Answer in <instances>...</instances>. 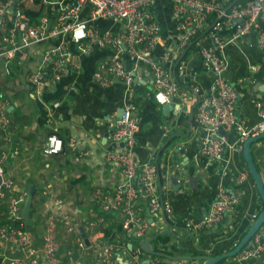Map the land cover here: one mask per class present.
I'll return each mask as SVG.
<instances>
[{
	"label": "crops",
	"instance_id": "obj_1",
	"mask_svg": "<svg viewBox=\"0 0 264 264\" xmlns=\"http://www.w3.org/2000/svg\"><path fill=\"white\" fill-rule=\"evenodd\" d=\"M43 6L45 13L52 12L49 5ZM25 7L29 8V4ZM154 11L161 24L162 36L149 54L155 61L165 60L173 77L177 66L178 84L186 95L194 86L205 92L211 86V76L204 69L196 46L182 50L177 48L179 31L170 0H157ZM86 15V8H83L82 17ZM120 27V24L107 18H100L94 21L92 28L99 31L111 29L116 34L120 32ZM261 27L264 28V20ZM57 42L58 38H52L26 46L12 60L0 62V103L5 117L4 122L0 121V151L18 150L14 157L7 160L5 171L12 178L15 189H24L27 193L29 186L33 188L32 210L28 217L30 223L23 218L32 249L29 264H62L43 261L44 237L50 216L57 219L53 232L56 256L63 258L65 250L71 248L74 251L71 264H103L101 244L107 242L115 245L107 264H146L149 258L157 259L159 264H200L193 258L195 255L213 256L233 248L263 208L242 147L239 149L235 144L236 132L218 129L220 134H226L222 160L198 157L203 131L193 119L194 102L173 98L164 103L168 105L164 110V104L157 103L153 97L147 65L126 51L122 58L125 69L132 75V93L128 98L124 97V83L120 79L107 86L100 85L93 79L92 72L102 59L112 54L113 49L92 42L87 52L69 45L74 51L72 59L78 67H70L62 75L60 73V79L54 84H47L41 92L40 104L32 94L27 75L38 65L42 53ZM223 54L227 60L224 76L237 90L236 114L246 123L254 124L260 116L252 100H264V48L259 46L256 34L250 33L238 42L226 43ZM126 99L136 110L134 153L137 161L155 159L158 149L166 142L157 159L165 214L163 216L161 209L157 214L150 213L144 200L139 201L147 222L144 239L166 229L175 235L165 233L168 235L167 242H162L159 237L152 239V250L155 243L167 253L151 255L141 249L140 261L133 259L131 251L135 247L132 249L131 241H126L121 234L115 233L112 240L105 238L104 227L123 220L117 211L112 210L111 215L115 219L105 217L93 197L96 189L112 190L121 180L119 168L106 161V153L113 143L110 137L113 121L121 113ZM53 102L58 104L50 108V122H47L42 104L50 106ZM164 128L167 130L164 131ZM50 129L58 131L67 144L58 154L47 155L43 151ZM70 141L71 148L68 147ZM251 154L264 182V138L251 145ZM225 161L228 163L227 170L222 174L220 168ZM239 172H245L246 176L242 183L237 184L235 175ZM218 185L229 190L241 189L244 194L220 221L202 226L199 223L214 200ZM10 193L7 192V197ZM5 209L6 202L0 200V222L5 219ZM100 215L103 222L90 230L84 229L87 220ZM64 216L74 231H69L60 220ZM122 227L126 229L124 225ZM260 231L263 233L264 229ZM128 234L131 240L136 241L131 229H128ZM77 237L83 239L82 247L76 245ZM9 250L15 255L14 248L9 246ZM263 262L264 249L249 261L240 258L237 253L216 264Z\"/></svg>",
	"mask_w": 264,
	"mask_h": 264
},
{
	"label": "built area",
	"instance_id": "obj_2",
	"mask_svg": "<svg viewBox=\"0 0 264 264\" xmlns=\"http://www.w3.org/2000/svg\"><path fill=\"white\" fill-rule=\"evenodd\" d=\"M157 0H39L43 5H49L52 12L39 16L37 23H29L21 8V4L32 7L35 0H0V62L12 60L15 54L26 46L52 38H58L55 46L45 50L38 65L28 72L27 79L32 87V94L41 104V92L47 84H54L61 75L70 69L78 67L73 61V44L81 52H87L89 43L97 46H111L109 57L102 59L92 77L100 85L107 86L114 80L124 83V97L133 91L132 75L125 69L122 55L126 51L131 56L142 60L148 67L153 97L159 104L180 99L182 102H194L193 119L202 129L203 136L197 156L207 160H222L226 134H220L219 128L226 132L235 131V144L240 149L243 141L252 135L264 132V100L254 98L260 120L248 124L236 114L237 90L224 76L226 58L223 47L228 42H238L250 33H255L258 44L264 48V0H170L171 11L179 31L177 48L182 50L194 41L201 63L211 76V86L202 92L194 86L189 94H185L176 78L170 71L165 60L155 61L149 54L158 38L162 36L161 24L154 11ZM83 8L87 15L82 17ZM107 18L120 24V32L114 34L111 29L99 31L92 28L94 21ZM201 34L197 37V34ZM195 38V39H194ZM181 70L182 66H178ZM61 73V75H60ZM244 80V78H243ZM44 111L47 122L51 107ZM0 121H5L0 103ZM167 128H164L166 131ZM136 110L126 99L122 104L121 113L114 119L110 137L116 146L106 153V161L117 166L121 173L120 182L112 190L98 188L94 199L100 211H117L126 229H131L133 236L141 243L145 238L147 222L142 215L140 200H144L150 213L157 214L162 208L160 201L161 188L158 184V165L153 158L137 161L134 148L136 145ZM122 142V146L118 143ZM67 146L63 137L55 129L46 134L44 153L58 154ZM72 142L68 147H72ZM18 153L16 148L0 151V200L6 202L5 219L0 222V264H29L32 258L29 234L25 230V222L20 212L26 198L24 189H15L13 180L6 174L5 164L9 158ZM227 161L220 168L226 173ZM246 173L235 175V182L242 183ZM7 192H11L7 197ZM241 189L229 190L218 185L215 198L199 224L209 226L220 221L233 209L243 196ZM6 198V199H5ZM166 205L164 203V209ZM55 218L47 219L46 235L44 237V263L58 261L71 264L74 251L65 250L66 260L56 256L57 245L54 240ZM69 231H74L67 217L60 219ZM87 220V219H86ZM102 215L91 221L87 220L84 227L92 229L103 222ZM263 233L259 230L250 239V245L239 252L242 259L250 260L264 249L261 240ZM76 245L82 247L83 239L77 237ZM9 246L15 249L12 255ZM115 245L111 242L101 244V262L107 264L112 257ZM141 248L136 246L131 255L135 261H140ZM34 262V259H33ZM146 264H159L157 259L149 258ZM142 263V262H140ZM139 263V264H140ZM264 264V262L262 263Z\"/></svg>",
	"mask_w": 264,
	"mask_h": 264
},
{
	"label": "water",
	"instance_id": "obj_3",
	"mask_svg": "<svg viewBox=\"0 0 264 264\" xmlns=\"http://www.w3.org/2000/svg\"><path fill=\"white\" fill-rule=\"evenodd\" d=\"M236 0H233L232 2H235ZM179 60L176 61V63L174 64L173 67L176 66V64L178 63ZM164 110L167 108L168 105L164 104ZM122 111V109L120 110V112ZM220 131L223 133V131L220 129ZM264 138V132L257 134V135H252L249 136L248 138H246L243 141L242 144V154L243 157L245 159V162L247 164V168L248 171L256 185L257 191L261 197V200L263 202V208L261 209V211L257 214V216L255 217L254 221L252 222V224L249 226V228L246 230V232L242 235V237L238 240V242L233 246V248H231L230 250L217 254V255H195L193 258L197 259L200 261V264H216L218 263L220 260L227 258V257H231L236 255L243 247H247L250 245V239L253 236L254 233H256L259 230H263L264 229V182H263V178L261 176V174L259 173L253 158H252V154H251V145L256 142L257 140H260ZM122 142H119L118 145L122 146ZM116 146L115 142L111 143L110 146L108 147V150H110L111 148H114ZM166 146V142L164 144L161 145V147L158 149L157 154L155 156V161L157 162L158 159V154L165 148ZM157 179H158V184L160 186V173L159 171H157ZM32 195H33V188L32 186H29L27 188V195L26 198L23 202V207L21 209V216L27 221V223L29 224V212L32 210ZM160 201L162 204V213L164 216V202H163V197L160 194ZM81 230V235L82 237L85 238V233L83 231V228L80 227ZM185 230V229H184ZM186 231V230H185ZM173 234V232H171L170 230H161L159 233H157L156 235L144 239V241L141 244V249L143 251H145L148 254L153 253V250L151 249V245H150V241L154 238H156L159 234ZM175 236V235H174ZM263 237H264V232H263ZM165 256H169V255H165ZM0 262H1V258H0Z\"/></svg>",
	"mask_w": 264,
	"mask_h": 264
},
{
	"label": "trees",
	"instance_id": "obj_4",
	"mask_svg": "<svg viewBox=\"0 0 264 264\" xmlns=\"http://www.w3.org/2000/svg\"><path fill=\"white\" fill-rule=\"evenodd\" d=\"M240 1H243V0H240ZM21 8H22L23 12L25 13L26 17L28 18L29 23H37L39 16L45 13L44 6H43V4L41 2H39V0H35V4H33L32 7H29L28 8V7H24V6L21 5ZM200 36H201V34L199 33V34H197V36L195 38L200 37ZM187 47L188 48L195 47L194 41H192L189 45H187L185 47V49H187ZM174 75H175V78H176L177 82L180 83L179 78L177 77V66L174 68ZM101 213L105 217L112 216L111 215V210H104ZM114 219H115L114 216H112V220H114ZM122 225H123V223L120 222V221L119 222H116V223L115 222H112L110 225H106L104 227V236H105V238H107L108 240H112V238L115 235V233H118V234H121L126 239V241H129V240L131 241V243H132V249L134 247H136V246H139L141 243L138 242L137 239H136V241L135 240L134 241L131 240L130 239V236L128 234V229L127 230L126 229H123ZM242 235L240 236V238L242 237ZM157 237H159V239L162 242H167L168 241V235L165 234V233L164 234H161V235H159ZM261 240L264 242V237L263 236L261 237ZM160 252L161 253H167V251L159 248L158 245L154 243L153 244V253H151V255H158V256H160L161 255ZM66 257L67 256L64 255L63 258H62V260H66Z\"/></svg>",
	"mask_w": 264,
	"mask_h": 264
}]
</instances>
